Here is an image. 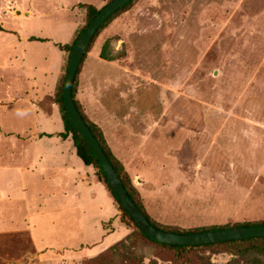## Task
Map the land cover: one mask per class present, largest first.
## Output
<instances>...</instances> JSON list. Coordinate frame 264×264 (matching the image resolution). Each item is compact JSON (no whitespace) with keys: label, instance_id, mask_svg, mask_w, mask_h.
Instances as JSON below:
<instances>
[{"label":"rangeland","instance_id":"obj_1","mask_svg":"<svg viewBox=\"0 0 264 264\" xmlns=\"http://www.w3.org/2000/svg\"><path fill=\"white\" fill-rule=\"evenodd\" d=\"M74 1L25 0L32 14L19 19L30 13L24 2L0 0V192L16 172L4 170L15 166L9 158L16 137L38 126L24 98L34 70L7 47L19 31L32 34L24 35L29 40L54 38L77 12L61 4ZM85 1L100 9L109 0ZM78 7L85 20V8ZM107 36L117 60L147 75L144 106L128 107L145 121L128 123L129 129L120 124L109 136L132 159L135 195L150 217L180 230L264 221V0H133L104 27L92 51ZM31 44L28 52L35 53L37 42ZM1 200L0 193V264L87 261L72 237L75 214L52 223L32 216L31 203ZM123 225L110 264H264L250 243L179 250Z\"/></svg>","mask_w":264,"mask_h":264},{"label":"crops","instance_id":"obj_2","mask_svg":"<svg viewBox=\"0 0 264 264\" xmlns=\"http://www.w3.org/2000/svg\"><path fill=\"white\" fill-rule=\"evenodd\" d=\"M22 2L30 13L23 14L19 19L32 14L25 0ZM63 3L62 9H76L77 12L67 17L70 24L63 26L61 33L54 38L43 37L45 40H29L24 35L32 34L22 33L18 27L20 35L15 36V41L7 47L25 69L34 70L26 77L24 98L29 101L30 106L26 104L31 110L30 116L38 126L19 134L15 147L10 148L12 158L9 159L15 166H6L4 170L16 172L8 175L6 188L0 192L3 198L1 202L31 203L32 216H49L52 223L75 214L78 217L77 227L72 237L78 239L77 250L84 257H93L118 241L126 226L121 224L120 212L105 184L96 178L92 167L85 165L78 157L71 136L59 135L64 132L63 121L59 105L51 98L64 74L67 55L56 44H68L74 39L85 24L83 11L79 10L78 5L87 2ZM107 38L103 37L94 51L90 48L86 53L76 76L74 99L83 114L100 128L108 147L122 163L134 185L133 178L138 176L130 167L132 159L128 161V154L117 150V143L113 144L109 135H113L111 131L120 124L129 129L128 123L145 121L141 111L134 118L128 107L135 105L134 101L144 106L147 100V75L144 70L123 65L119 60L101 58L100 50ZM31 41L37 42L35 53L28 52ZM29 55L41 57V63L30 65L27 62ZM48 59L49 65L44 63ZM47 98L49 101H46ZM101 113L107 114L105 121L101 119ZM121 145L125 147L128 143L125 141ZM131 153L132 156L137 154L136 151ZM10 176L12 181H9ZM50 263L72 264L73 261L52 259Z\"/></svg>","mask_w":264,"mask_h":264},{"label":"water","instance_id":"obj_3","mask_svg":"<svg viewBox=\"0 0 264 264\" xmlns=\"http://www.w3.org/2000/svg\"><path fill=\"white\" fill-rule=\"evenodd\" d=\"M129 1L130 0H110L104 4L84 27L72 46L67 61L65 79L62 87L63 105L72 124L78 130L80 135L88 144L89 148L92 150L94 156L97 158L107 181L120 204L132 217L134 223L138 226L140 231L147 237L161 243L186 246L218 243L227 240H239L250 237H264V223L256 225H233L185 233L172 232L156 227L149 222L142 210L130 197L115 167L106 155L98 139L83 119L72 96V84L74 82L78 66L88 44L90 43V40L100 25L113 12Z\"/></svg>","mask_w":264,"mask_h":264},{"label":"trees","instance_id":"obj_4","mask_svg":"<svg viewBox=\"0 0 264 264\" xmlns=\"http://www.w3.org/2000/svg\"><path fill=\"white\" fill-rule=\"evenodd\" d=\"M110 1V0H109ZM133 0H130L129 2H127L126 4H124L123 6H121L120 8H118L115 12H113L101 25L100 27L97 29V31L95 32V34L93 35L92 39L90 40V43L88 44L85 53L83 54V57L81 59V62L78 66L77 72L75 74V78H74V82L72 84V96L74 99V95H75V81H76V76L81 68V64L82 61L86 55V53L90 50L95 38L98 36V34L100 33V31L110 22L111 19H113L120 11H122L123 9H125L128 5H130L132 3ZM82 7L85 8L86 11V18H85V24L78 30L76 36L74 37V39L68 43V44H60L57 43L56 45L65 51L67 58L69 57V53L72 49L73 44L75 43L76 39L78 38V36L80 35V33L82 32V30L84 29V27L88 24V22L93 18V16L98 12V8H96L94 5L92 4H87V3H83ZM38 40H45V38H38ZM110 42H111V38H107L105 39L104 43L102 44L101 50H100V57L106 60H117L118 57L114 54L113 50L110 49ZM67 67V66H66ZM66 69V68H65ZM65 79V72L64 74L61 76L59 83L57 85L56 88V92L54 95V101L59 105V111H60V115L63 121V127H64V132L59 133L60 136L62 137H67L68 135L71 136L74 146H75V150L76 153L78 155V157L82 160V162L85 165H89L92 167L94 174L96 176V178L100 181H102L106 188L108 189V191L110 192V194L112 195L118 210L121 212L120 215V222L123 224H132L136 229L139 230V232L146 238L150 239L151 241H154L158 244L167 246V247H172V248H176V249H185V248H191V247H200V246H206V247H210V246H215V245H228V246H235L237 244H241V243H250L252 245L253 250H255L258 253H262L264 254V237H250V238H244V239H239V240H227V241H222V242H218V243H209V244H203V245H192V246H186V245H171V244H166V243H161L158 241H155L149 237H147L145 234H143L140 229L138 228V226L134 223L132 217L126 212V210L122 207V205L120 204L119 200L117 199V197L115 196L114 191L112 190V188L110 187L107 178L97 160V158L94 156L92 150L89 148L88 144L86 143V141L83 139V137L80 135V133L78 132V130L75 128V126L72 124L66 109L63 105V95H62V87H63V82ZM75 105L77 106L79 112L81 113L83 119L85 120V122L87 123V125L89 126V128L91 129V131L93 132V134L95 135V137L98 139L99 143L101 144L103 150L105 151L106 155L108 156V158L110 159L111 163L113 164V166L115 167L116 171L118 172L123 185L125 186V188L127 189L130 197L135 201V203L137 204V206L142 210V212L144 213V215L146 216V218L149 220V222H151L153 225H155L158 228L164 229V230H168V231H172V232H177V233H185V232H193V231H201V230H205V229H213V228H220V227H228V226H212L209 228H195V229H189V230H180L178 228L175 227H162L160 225H158L151 217L150 215L145 211L144 207L142 206V204L140 203V201H138V199L136 198V188L134 187V185L132 184V181L129 177V175L127 174V172L125 171L122 163L113 155V153L111 152L110 148L108 147L103 134L100 130V128L94 124L93 122H91L81 111L77 101L74 99ZM50 135V134H47ZM264 223V221H246V222H238V223H234L233 225H256V224H262ZM231 225V226H233ZM119 242H117L116 244H118ZM116 244H113L111 246H109L108 248H106L105 250L101 251L100 253H98L97 255L93 256V257H89L87 259V261L84 264H110V258H108V254L110 252H112L115 249ZM246 251L248 250H244L242 252V254H244Z\"/></svg>","mask_w":264,"mask_h":264}]
</instances>
